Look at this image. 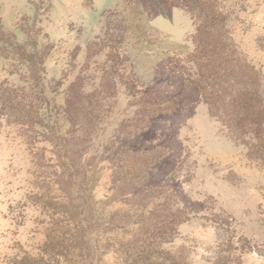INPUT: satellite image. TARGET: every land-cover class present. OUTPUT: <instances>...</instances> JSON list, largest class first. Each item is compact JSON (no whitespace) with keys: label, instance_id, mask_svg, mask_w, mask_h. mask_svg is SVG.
<instances>
[{"label":"rangeland","instance_id":"rangeland-1","mask_svg":"<svg viewBox=\"0 0 264 264\" xmlns=\"http://www.w3.org/2000/svg\"><path fill=\"white\" fill-rule=\"evenodd\" d=\"M216 3L212 109L172 0H0V264H264V0Z\"/></svg>","mask_w":264,"mask_h":264},{"label":"trees","instance_id":"trees-1","mask_svg":"<svg viewBox=\"0 0 264 264\" xmlns=\"http://www.w3.org/2000/svg\"><path fill=\"white\" fill-rule=\"evenodd\" d=\"M172 1L179 7L189 10L192 16L194 15L195 33L192 35L194 51L190 55L195 59L196 78L194 81L198 84L203 100L213 109V100L223 98L225 90L216 84L217 81L220 78H231L228 77V73L237 68V65L227 57V49L230 45L225 37V26L220 21L221 11L218 9L216 0ZM230 86L235 96L244 99L247 96V103H251L252 99H248L249 91L242 92L241 87L234 85L233 82ZM128 155L135 157L138 153L129 152Z\"/></svg>","mask_w":264,"mask_h":264}]
</instances>
